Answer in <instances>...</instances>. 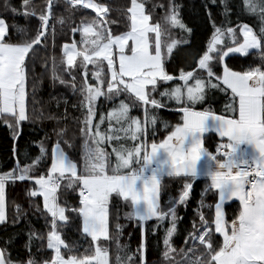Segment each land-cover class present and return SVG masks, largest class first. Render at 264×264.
Wrapping results in <instances>:
<instances>
[{
  "label": "snow or ice",
  "instance_id": "1",
  "mask_svg": "<svg viewBox=\"0 0 264 264\" xmlns=\"http://www.w3.org/2000/svg\"><path fill=\"white\" fill-rule=\"evenodd\" d=\"M211 2L216 4L217 0ZM219 2L226 14V0ZM54 3L55 0H48L44 10L37 14L31 8V0H22L23 15L38 16L39 20L31 39L27 38L26 29L9 26L0 16V116L14 121V124L8 123L14 129V138L18 135L15 128L29 118V61L34 46L41 45L42 38H46ZM64 3L72 9L77 6L91 9L96 14L91 21L82 20L79 26L71 28L72 33H80V41L65 43L61 63L57 64L53 57L51 65V79L68 83L58 71L62 67L63 73L72 77L74 93L77 85L73 73L77 67L83 69L80 74L84 79L79 87L83 113L79 120L83 138L81 161L71 159L59 139L51 147L46 173L32 174L47 155L43 146L41 155L31 164L21 165L17 159L13 169L0 173V223L7 222L6 185L29 181L33 187L27 194L42 198L41 215L50 217L46 247L51 256L42 264H112L110 249L102 241L111 240L110 216L115 199L127 206L125 219L138 222L141 229L137 249L139 264H147L145 222L152 219L157 223L168 221L162 256L170 260L176 253L171 238L177 230V206L186 204L193 182L203 178L206 183L195 210L200 227L194 224L193 231L185 237L187 251L184 247L180 249L184 260L177 264H264V0H242L244 11L259 19L258 31L247 23L217 26L209 13L213 31L205 49L195 60L196 67L190 71L182 68L178 76L166 71L165 61L171 58L178 44L189 41L173 38L170 29L178 27L189 35L192 29L180 19L179 5L173 0H168L164 24L150 22L151 13L146 12L144 3L131 0L127 8V30L119 34H113L108 28L105 20L108 9L104 4L96 0H64ZM11 11L18 14L16 8ZM57 22L63 25L65 19L60 17ZM13 29L19 32V40L12 39ZM250 50L260 54V64L244 71H233L225 65L229 54L244 56ZM78 58L82 59L78 61ZM217 59L223 66L222 75L213 70ZM88 65L94 68L91 77L95 83L87 79ZM198 72L206 73V78ZM170 81L173 86L159 92L164 99L155 98L153 94L160 83ZM212 90L231 94V102L225 104L220 114L211 107L202 110L195 107L208 103V93ZM122 95L131 103L120 99ZM100 97L119 102L106 113L99 111L96 119ZM169 102H174L178 106L175 111L182 115L175 124L160 121L165 130H170L157 141L159 117L155 110L167 107ZM137 106L143 110V119L131 115ZM150 128L151 142L148 140ZM63 133L64 129H60L58 137ZM208 133L220 138L214 152L205 147ZM166 177L181 178L184 183L177 197L162 204ZM64 188L78 192V207L60 202V191ZM209 193L216 197L211 221L201 211L213 207L205 203ZM229 201L239 202L238 211L230 220L225 211ZM36 210L41 211L39 206ZM16 212L18 220L19 205ZM69 212L78 214L79 230L90 237V249L81 252L63 237L62 229L69 223ZM122 228L119 223L115 224L117 234ZM214 233L218 234V241ZM33 237L41 239L34 232L28 233L26 261L13 260L6 248H0V264H37L31 254ZM189 241L198 247H188ZM126 248L117 240L116 264H134L135 254L129 255ZM194 251L199 254L193 258L190 254Z\"/></svg>",
  "mask_w": 264,
  "mask_h": 264
},
{
  "label": "trees",
  "instance_id": "2",
  "mask_svg": "<svg viewBox=\"0 0 264 264\" xmlns=\"http://www.w3.org/2000/svg\"><path fill=\"white\" fill-rule=\"evenodd\" d=\"M98 3L104 4L108 12L105 20L108 22V28L113 34L126 31L128 21L127 8L131 5V0H96ZM145 5V10L151 13L152 23L160 22L164 24L163 17L167 10L168 0H138ZM179 5V16L182 22L190 29L191 34L183 32L181 29L171 28L170 34L178 41L186 39L188 44H178L170 59H166V71L169 74L178 76L180 70L190 71L195 68V60L198 59L206 46V43L213 31L212 22L209 20V13H211L212 21L217 26L222 24L228 26H235L242 23H247L259 30V19L253 15L246 13L243 9L242 0H226L228 11L225 14L224 6L217 0L216 4H212L211 0H173ZM48 0H31V8L39 14L47 6ZM22 0H0V16H3L9 26L16 25L18 28L27 30V38L31 39L36 34V29L39 26L38 16L23 15L24 9L21 7ZM207 5V7H206ZM163 6V7H162ZM18 9V14H14L11 9ZM63 17L65 23L61 25L58 19ZM96 17V14L91 9H83L77 6L75 9L70 8L64 3V0H55L53 5V15L50 19V25L46 33V38L39 46H34V51L31 53L32 59L29 61V82H28V120L21 122L18 128L14 129L8 126L14 121L11 117L4 118L0 116V173L7 172L13 169L19 160L21 165L31 164L37 156H40V147L46 149L47 155L42 157L40 163L35 167L33 175L46 173L47 167L51 160V147L59 139L60 146L66 154L75 162L80 163L83 138L80 134L79 120L82 119L83 113L80 109L79 87L83 82L84 77L81 76L83 69L77 67L74 71L76 77L75 83L77 91L74 93L71 87L72 77L63 73L62 67L58 71L63 78L68 82L61 84L59 81L51 79V65L52 59L55 58L57 64L62 61V46L65 43H71L73 40L80 41V33H72L71 28L80 25L81 21H91ZM54 28V34H53ZM238 35V30H237ZM12 39L14 41L20 39V34L13 29ZM242 39V38H241ZM231 46V45H229ZM82 58H78V61ZM261 63L260 54L255 50H250V53L244 56L240 54H230L225 57V65L233 71H244L250 66H256ZM222 66L217 61L213 64V70L217 75H221ZM94 70L92 65H88L87 79L91 83V72ZM106 72V63L104 64ZM198 74L205 76L206 73L198 72ZM35 85V87H33ZM173 82H161L159 89L154 93V97L163 100L159 92L164 88H171ZM106 88V85L104 86ZM120 99H126L121 96ZM65 101L67 103H65ZM119 101H108L103 97L98 98V114L99 111L107 112L114 103ZM131 103V100H127ZM231 102V94H225L218 90H212L208 93V103L196 105V109L202 110L204 107L213 108L220 114L225 104ZM75 105V107H74ZM178 106L174 102H169L165 108L155 110L159 117L156 125L155 139L159 141L167 134L160 121L169 124H175L180 120L181 113L175 111ZM131 115L138 116L143 119V110L137 106L132 109ZM106 127V124L104 125ZM60 129H64L63 135L59 136L57 133ZM151 128L149 129L148 140L152 141ZM68 141L69 143H65ZM220 138L215 133H208L205 136V147L210 151H215L217 143ZM71 144V146H69ZM15 149V155H14ZM110 151V149H108ZM64 183V182H62ZM184 180L181 178H165V188L161 194L162 204H165L170 198L177 197L179 191L183 187ZM206 181L199 178L193 182V187L190 191V197L185 205L177 206V230L171 238L173 247L176 253L170 260H165L162 253L165 251L163 244V237L166 229L169 226L168 221L157 223L155 219L145 222V240L146 251L145 258L147 264H177L183 261L184 256L180 249L185 247V237L189 232L193 231V225L200 227V218L195 211L199 205L201 196L200 193L204 189ZM33 187L29 181H17L15 183L9 182L6 185V204H7V222L0 223V247L6 248L10 254L11 259L15 261L27 260L28 249L26 243L28 241V233L34 232L38 234L41 239L33 237L31 246L32 257L37 261V264H42L45 259H50L51 251L46 247V233L50 228L48 221L50 217L41 215L43 211L42 198H32L28 193V189ZM205 203L213 205L212 208L205 207L201 209L205 217L211 221L214 215V203L216 197L209 193L205 198ZM67 202L69 207L79 206L78 192L71 188H64L60 191V202L63 204ZM16 205L20 206V218L16 220L17 212ZM238 201H229L225 205L227 218H233L235 212L238 211ZM37 206L41 211H37ZM128 211L126 205L118 200H113L112 211L110 216V241H102V243L110 249V258L112 264H116L117 256V240L120 245H126V252L129 255H134V264H139V254L137 252L140 239L141 229L138 222H133L125 219L124 213ZM70 217L69 223L62 229V235L66 241L74 245L83 252L85 249L91 248V239L80 232V221L77 218L78 214L67 213ZM119 223L123 226L119 234L115 231V224ZM216 240L220 238L218 234L214 233ZM7 241V243H5ZM188 247H198L193 245L191 241L188 242ZM202 251V249H201ZM199 252L194 251L190 255L194 258Z\"/></svg>",
  "mask_w": 264,
  "mask_h": 264
},
{
  "label": "rangeland",
  "instance_id": "3",
  "mask_svg": "<svg viewBox=\"0 0 264 264\" xmlns=\"http://www.w3.org/2000/svg\"><path fill=\"white\" fill-rule=\"evenodd\" d=\"M249 25V24H248ZM250 26V25H249ZM252 27V26H251ZM80 39H81V36H80ZM234 54H238V53H234ZM230 55V54H229ZM222 68H223V66H222ZM223 74V69H222V73H221V75ZM197 110H200V109H197ZM0 248H2V247H0Z\"/></svg>",
  "mask_w": 264,
  "mask_h": 264
},
{
  "label": "crops",
  "instance_id": "4",
  "mask_svg": "<svg viewBox=\"0 0 264 264\" xmlns=\"http://www.w3.org/2000/svg\"><path fill=\"white\" fill-rule=\"evenodd\" d=\"M227 203V202H226Z\"/></svg>",
  "mask_w": 264,
  "mask_h": 264
}]
</instances>
